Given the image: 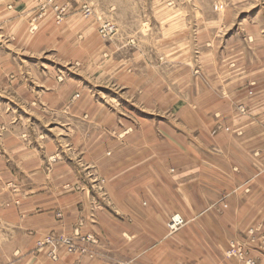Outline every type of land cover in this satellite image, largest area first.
I'll use <instances>...</instances> for the list:
<instances>
[{"label":"crops","instance_id":"1","mask_svg":"<svg viewBox=\"0 0 264 264\" xmlns=\"http://www.w3.org/2000/svg\"><path fill=\"white\" fill-rule=\"evenodd\" d=\"M18 1L31 17V1ZM263 53L129 60L143 69L121 74L129 107L104 112L100 142L86 131L79 147L5 136L0 264H243L225 253L251 228L258 244L264 234ZM173 213L186 226L168 235ZM75 231L98 237L94 255L35 251Z\"/></svg>","mask_w":264,"mask_h":264},{"label":"rangeland","instance_id":"2","mask_svg":"<svg viewBox=\"0 0 264 264\" xmlns=\"http://www.w3.org/2000/svg\"><path fill=\"white\" fill-rule=\"evenodd\" d=\"M29 1L31 17L13 7L18 0H0V157L5 136L15 145L72 142L79 147L86 131L85 139L100 142L104 112L114 119L116 107H129L122 105L129 100L121 95L129 92L119 89L121 74L143 69L130 61L186 55L189 61L201 55L223 60L237 49L264 51V0ZM263 63L264 53L257 60ZM174 216L183 224L171 232ZM185 226L183 216L173 213L166 232L173 235ZM44 238L72 240L85 250L70 254L78 256L94 255L98 243L96 235L79 231L38 241ZM255 239L251 228L231 244L226 257L261 264L253 254L264 256V234L257 238L260 244ZM37 242L35 251L47 256L48 242Z\"/></svg>","mask_w":264,"mask_h":264},{"label":"built area","instance_id":"3","mask_svg":"<svg viewBox=\"0 0 264 264\" xmlns=\"http://www.w3.org/2000/svg\"><path fill=\"white\" fill-rule=\"evenodd\" d=\"M182 224H183V219L179 216H174L168 229L172 232V231L178 229L179 227H181ZM80 240L85 241L88 239L81 238ZM38 242H37L38 244H41L40 243L41 241H38ZM44 242H48V247L51 245L58 246V245L64 244V245H66V249L68 251H70V253H77V252L83 253V252H85V250L83 248L78 249L77 244L68 238H63V239L62 238L61 239L47 238ZM94 242H95V240L92 241L91 243H94ZM56 259H57V257L54 260H56ZM248 264H256V263L253 260H249Z\"/></svg>","mask_w":264,"mask_h":264},{"label":"bare ground","instance_id":"4","mask_svg":"<svg viewBox=\"0 0 264 264\" xmlns=\"http://www.w3.org/2000/svg\"><path fill=\"white\" fill-rule=\"evenodd\" d=\"M46 238L40 240V241H45ZM68 253V254H71L70 251H68L66 249V245H58V246H55V245H51L49 247H47V258H49L50 260L52 261H57L59 259V255L60 253ZM57 257L56 260H54L55 258Z\"/></svg>","mask_w":264,"mask_h":264}]
</instances>
